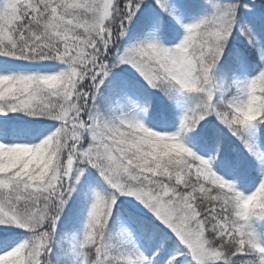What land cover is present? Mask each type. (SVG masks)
I'll use <instances>...</instances> for the list:
<instances>
[{
  "label": "snow or ice",
  "instance_id": "6c2138e0",
  "mask_svg": "<svg viewBox=\"0 0 264 264\" xmlns=\"http://www.w3.org/2000/svg\"><path fill=\"white\" fill-rule=\"evenodd\" d=\"M0 264H264V0H0Z\"/></svg>",
  "mask_w": 264,
  "mask_h": 264
}]
</instances>
